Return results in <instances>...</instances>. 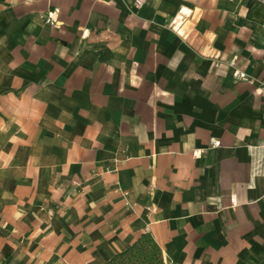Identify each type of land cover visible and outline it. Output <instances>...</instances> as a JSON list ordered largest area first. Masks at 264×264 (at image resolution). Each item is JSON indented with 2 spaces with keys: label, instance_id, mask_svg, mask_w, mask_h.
<instances>
[{
  "label": "crops",
  "instance_id": "crops-1",
  "mask_svg": "<svg viewBox=\"0 0 264 264\" xmlns=\"http://www.w3.org/2000/svg\"><path fill=\"white\" fill-rule=\"evenodd\" d=\"M134 1L0 0V264H264V3Z\"/></svg>",
  "mask_w": 264,
  "mask_h": 264
},
{
  "label": "trees",
  "instance_id": "trees-1",
  "mask_svg": "<svg viewBox=\"0 0 264 264\" xmlns=\"http://www.w3.org/2000/svg\"><path fill=\"white\" fill-rule=\"evenodd\" d=\"M108 264H163V261L151 236L144 233L125 251L115 255Z\"/></svg>",
  "mask_w": 264,
  "mask_h": 264
},
{
  "label": "built area",
  "instance_id": "built-area-1",
  "mask_svg": "<svg viewBox=\"0 0 264 264\" xmlns=\"http://www.w3.org/2000/svg\"><path fill=\"white\" fill-rule=\"evenodd\" d=\"M258 1L264 3V0H258ZM134 3L137 7L141 5L140 0H135ZM229 65L232 66L233 63H229ZM232 75L236 80H242L246 78V74L238 70H234ZM209 145L211 147H218L220 145V142L214 138H210ZM200 154H201V150L192 151V155L195 157H198ZM249 154H250V176L254 178L257 176L264 175V146L257 145L250 147ZM122 194L123 196H126L127 192L124 191Z\"/></svg>",
  "mask_w": 264,
  "mask_h": 264
}]
</instances>
